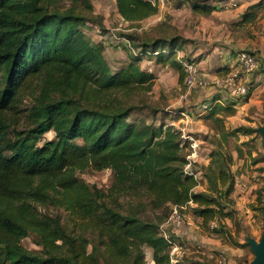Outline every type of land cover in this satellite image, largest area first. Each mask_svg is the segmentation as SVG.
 <instances>
[{
  "label": "trees",
  "instance_id": "trees-1",
  "mask_svg": "<svg viewBox=\"0 0 264 264\" xmlns=\"http://www.w3.org/2000/svg\"><path fill=\"white\" fill-rule=\"evenodd\" d=\"M189 3L199 14L216 8L203 0ZM115 7L127 22L158 12L152 0H115ZM254 7L264 10V2ZM79 8L91 12L90 0H0V264H98L99 256L107 264H146L144 246L151 248L154 264H177L158 225L171 206L190 203L203 227L231 217L224 203L233 191V176H227L222 165L214 174L208 164L204 176L216 194L194 191L197 170L185 168L188 142L181 131L160 119L129 117L139 108L134 97L150 91L154 83V74L139 65L144 56L173 66L186 90L183 62L194 60L187 53L185 58L175 54L187 40L174 35L141 41L132 58L114 71L102 46L83 31L89 19ZM255 13L243 14V21ZM91 21L101 24L100 18ZM126 38L130 45L132 37ZM207 107L211 113L235 112L234 102L214 100ZM23 117L26 124L19 128ZM257 127L233 131L261 136ZM47 132L52 135L48 139ZM89 169L111 171L106 190L77 176ZM124 195L146 196L157 210L154 218L140 216V208L121 213L108 205ZM50 204L68 213L75 232L59 215L42 211ZM167 205L168 212L161 209ZM85 232L96 233L102 248L89 252ZM28 235H34L39 250L23 246L21 240ZM171 237L178 238L174 233Z\"/></svg>",
  "mask_w": 264,
  "mask_h": 264
},
{
  "label": "rangeland",
  "instance_id": "rangeland-1",
  "mask_svg": "<svg viewBox=\"0 0 264 264\" xmlns=\"http://www.w3.org/2000/svg\"><path fill=\"white\" fill-rule=\"evenodd\" d=\"M154 1L158 4V12L140 22H127L121 19L116 13L115 0H90L91 12L79 8V13L89 19V24L86 25L88 28H82L83 31L87 38L102 46L103 55L112 70L115 71L124 66L132 58V54L137 52L138 48L135 45L141 41L147 42L158 37L168 38L174 35L187 40L183 49L176 51L175 57L185 58L187 53L193 58L201 75L204 73L210 75L214 72L216 66L221 64L222 53L227 52L228 55L234 56L241 49L255 52L261 64L258 69L264 68V61L259 53V44L264 40V10L254 7V4L260 0H233L234 5L218 0L216 8L206 15L194 13L190 8L191 0ZM205 1L215 0H203ZM253 12H256V15L252 20L243 21V14ZM99 18L100 25H95L91 21ZM128 35L133 39L131 46L126 38ZM139 65L154 74V83L150 91L140 92L134 97L139 108H136L129 118L138 116L148 121L160 119L172 123L181 131L182 138L188 142L183 149L189 159V165L186 164L185 168L191 165L193 170H197L198 184L194 187V191L210 189L204 176L208 174V164H211L214 174L222 165L225 174L232 175L234 180L229 201L224 203L225 210H232L231 217L213 219L208 223L209 228H206L202 226L201 218L193 214L192 207L195 204L190 203L184 206V226L178 229V238H175V241L180 243V250L185 247L182 239L187 241L195 238V236L189 238L186 234V231L193 227L192 224L201 228L207 236L219 239L221 245V249L213 255L204 257L199 252L190 253L185 258L184 264H193L192 261L198 264H216L219 256H225L229 264H244L245 261H250L253 253L249 245L245 244L246 236L258 240L261 234L262 218H264L262 212L264 209V147L261 136L256 135V132L245 134L242 130L233 131V129L239 126L257 127L262 123L264 91L252 94L250 89L247 98L238 97L240 103L232 114L223 109H217V112L211 113L212 111L208 107L204 108L202 103L206 102L208 106L213 103L211 97L218 94L217 90L203 88L198 94L193 93L192 96L190 93L185 96L183 84L178 82V71L169 63L162 64L153 56L150 58L144 56ZM261 71L255 70L250 75L251 78L254 73H261ZM263 82L264 78L261 83ZM249 97L253 100H248ZM24 106L25 108L29 106V98L24 100ZM183 108L185 110L178 114V111ZM24 124H26L25 117L20 120L19 128ZM9 135L11 136L10 133ZM45 136L47 139L50 138L51 132H47ZM77 176L103 190L108 188L112 179L109 169L99 171L89 169L78 172ZM209 192L216 194L211 189ZM110 202L108 205L121 213L134 211L133 207H136V210L140 208L141 212L138 214L148 219H153L157 212L144 195L138 197L124 195L120 196L119 200ZM41 209L48 214L59 215L61 222L68 230L76 231L75 223L70 221L68 213L62 208L50 204ZM161 209L169 211L168 205L167 208ZM212 227H218V231H211ZM84 236L89 241L87 246L89 252L95 247L102 248L96 233L85 232ZM21 243L31 250L41 248L36 244L34 235L24 237ZM236 243L243 244L241 245L244 249L242 253L230 255L225 251L228 247H236ZM150 250V247L144 246L148 264H152ZM179 257L178 253L173 254L172 261ZM98 264H107V262L99 256Z\"/></svg>",
  "mask_w": 264,
  "mask_h": 264
},
{
  "label": "built area",
  "instance_id": "built-area-1",
  "mask_svg": "<svg viewBox=\"0 0 264 264\" xmlns=\"http://www.w3.org/2000/svg\"><path fill=\"white\" fill-rule=\"evenodd\" d=\"M229 5H234V1H228ZM259 58L255 53L249 50H239L234 58V69L223 75L214 76L211 80H208L198 72L194 62H183L185 68L184 83L186 90L184 95L190 94L198 86L205 87L212 85L215 90L220 92L223 96L230 95L233 97H240L248 94L251 87V74L259 68ZM202 106L206 108L208 105L206 102L202 103ZM189 165V163H187ZM184 206H171L167 219L158 225V232L164 236L170 243V259L172 261V255L177 254L180 250V243L175 241L171 237V234H179L178 229L184 226ZM216 264H229L225 256H219Z\"/></svg>",
  "mask_w": 264,
  "mask_h": 264
},
{
  "label": "crops",
  "instance_id": "crops-1",
  "mask_svg": "<svg viewBox=\"0 0 264 264\" xmlns=\"http://www.w3.org/2000/svg\"><path fill=\"white\" fill-rule=\"evenodd\" d=\"M152 1H154V0H152ZM224 1L228 2L230 0H224ZM217 2H218V0H215V1L209 2V3H213L216 5ZM116 13H117V11H116ZM117 15L119 16L118 13H117ZM112 34H113V36H115L114 33H112ZM259 49H260V52H259L260 57L264 61V40H263V42H260ZM234 58H235V55L234 56L228 55L227 52L222 53V56L220 58L221 64H218L216 66L213 73H211L210 75L209 74L206 75V73H204L203 76H205V78H207L208 80H211L216 75L219 76V75H221L227 71H230L231 69H234ZM262 78H264V71H261V73L258 72V73L253 74V76L251 78V81H252L251 93L252 94L255 92L257 93L259 91H261V93H262L264 91V82L261 83ZM203 88H213V86L212 85L205 86V87L198 86L195 89V93L198 94V92H200ZM262 95H264V92ZM222 99H223V101H222ZM249 99L253 100L252 97H249L248 100ZM214 100L218 103H221V104L234 102V108H236V106L240 103L238 98L230 96L228 94L223 96L220 92H218V94H216V95H212L211 101H214ZM192 226H191L192 228H190L189 230L186 231V234L189 235V238L190 237L193 238L194 236H195V238L193 240H187V241H184V239H182V241L185 243V244L183 243L185 247H183L182 250L178 251V255L180 257L178 259H175V261H172L173 263L177 262V264L178 263L184 264L185 258L188 257V255L190 253H193V252H199L203 256H208L211 254L213 255L214 252L221 249V247H220L221 245L219 244L220 243L219 239L207 236V234H205L202 231V229L197 227V225H195V224H192ZM243 250L244 249L241 246H239V247L238 246L228 247L225 249V251L227 253H229L230 255L240 254V253H242ZM151 253H152V250H150V255H151V262H152V264H154L153 260H152V254ZM192 262H193V264L195 263L194 261H192ZM146 264H148L147 261H146Z\"/></svg>",
  "mask_w": 264,
  "mask_h": 264
},
{
  "label": "water",
  "instance_id": "water-1",
  "mask_svg": "<svg viewBox=\"0 0 264 264\" xmlns=\"http://www.w3.org/2000/svg\"><path fill=\"white\" fill-rule=\"evenodd\" d=\"M257 130L261 134L262 145L264 147V115L262 116V123L258 125ZM246 240L253 253V257L245 264H264V219L262 221L261 234L258 240L248 235L246 236Z\"/></svg>",
  "mask_w": 264,
  "mask_h": 264
}]
</instances>
